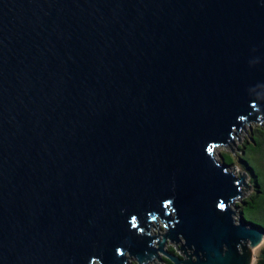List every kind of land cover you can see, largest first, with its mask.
I'll use <instances>...</instances> for the list:
<instances>
[{
    "label": "water",
    "instance_id": "1",
    "mask_svg": "<svg viewBox=\"0 0 264 264\" xmlns=\"http://www.w3.org/2000/svg\"><path fill=\"white\" fill-rule=\"evenodd\" d=\"M262 120L264 0H0V264H254Z\"/></svg>",
    "mask_w": 264,
    "mask_h": 264
},
{
    "label": "trees",
    "instance_id": "2",
    "mask_svg": "<svg viewBox=\"0 0 264 264\" xmlns=\"http://www.w3.org/2000/svg\"><path fill=\"white\" fill-rule=\"evenodd\" d=\"M256 135H261L259 132L255 131H249L246 137L245 142L239 146V152L235 154V156H232L231 153L228 152H221L219 160L224 164L230 165V167H237L240 171H242L248 178V182L251 185V192L249 195L245 198H242L241 201L237 202L235 204V208L237 209V213L239 214V218L243 216L245 221L247 223H250L253 227H257L262 229L264 231V179L261 177V173L259 174L249 163L248 159L244 157L246 156V151L243 149V146H245L246 143L254 141ZM256 144L254 149L251 151H255V154L259 152L262 149V146L264 143ZM257 150V151H256ZM233 157L238 159L237 164L233 162ZM263 180V183L261 182V178ZM245 212L249 213V216L252 218H248L251 221H248ZM255 220H260L263 223H257ZM166 251H168L171 254L177 255V250L173 246H168L166 248ZM161 261H163V264H172L168 260H166L164 257L161 258ZM133 264V263H132ZM136 264V263H135ZM254 264H264V243L259 249L258 255L256 256V260Z\"/></svg>",
    "mask_w": 264,
    "mask_h": 264
},
{
    "label": "rangeland",
    "instance_id": "3",
    "mask_svg": "<svg viewBox=\"0 0 264 264\" xmlns=\"http://www.w3.org/2000/svg\"><path fill=\"white\" fill-rule=\"evenodd\" d=\"M249 131L259 132V134H261V135H256L255 140H256L257 143H258V141H261V143H264V120L256 121V122H248V123L243 124V128L240 130L238 135L236 137H234L232 143H230L228 146H225V147L216 148L213 151V156L216 159H219V154L221 152H228V153H231L232 156H235V154L239 152V146H241L245 142L247 134H248ZM251 144H254L253 140L251 142H249V143H246L245 146H243V149H245V151H246V156L244 155V157H246L248 159V161L251 164V166L258 173L259 172L261 173V174L260 173L259 174L264 179V144L262 146V149L259 152H257L256 154H255V151H251L255 147V146H252ZM233 162L235 164H237L238 159L233 157ZM228 172L232 173L234 176H238V174H240V175H243L245 177L244 181L248 185V187L246 186V187L242 188V190H243L242 193L243 194H242L241 199L247 197L252 190H251V185L248 182L249 180L245 176V174L242 171H240L237 167H233V166H232V168H230L228 170ZM262 178H261V182L263 183ZM231 208H232L233 211H235V218L237 219L239 217V214L236 212L237 209L234 208V207H231ZM245 216H246L248 221H251L250 219H248V218H252L251 216H249V213L245 212ZM255 221H257V223H263L260 220H255ZM172 245H174V244H172ZM172 245L171 244L170 245H165L164 246V250H166V248L168 246H172ZM261 246L258 247L255 250V256L258 255V252H259V249L261 248ZM178 250L179 249H177V251ZM178 253L180 254V252H178ZM157 254L159 256V259L163 258V255L160 252H157ZM159 259H154L149 264H163V261H160ZM128 260H129L130 263L135 264V261L132 258H129ZM95 264H99V263H95Z\"/></svg>",
    "mask_w": 264,
    "mask_h": 264
},
{
    "label": "flooded vegetation",
    "instance_id": "4",
    "mask_svg": "<svg viewBox=\"0 0 264 264\" xmlns=\"http://www.w3.org/2000/svg\"><path fill=\"white\" fill-rule=\"evenodd\" d=\"M263 136V135H262ZM254 144H251L252 146H255L256 144H258V143H260L259 141H258V143L256 142V140L254 139Z\"/></svg>",
    "mask_w": 264,
    "mask_h": 264
}]
</instances>
